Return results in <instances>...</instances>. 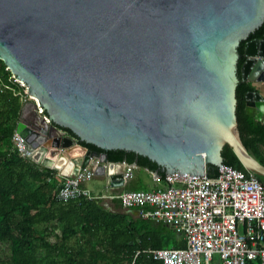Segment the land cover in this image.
Returning <instances> with one entry per match:
<instances>
[{"label":"water","instance_id":"water-1","mask_svg":"<svg viewBox=\"0 0 264 264\" xmlns=\"http://www.w3.org/2000/svg\"><path fill=\"white\" fill-rule=\"evenodd\" d=\"M263 22L264 0H0V60L37 102L15 133L51 162L35 163L73 173L88 166L112 186L122 173L109 150L165 174L202 176L223 164L227 145L264 177L235 114L241 41L240 80L264 82V37L248 39ZM245 113L264 124L258 91L245 94ZM59 128L101 152L81 148L69 159L46 140L64 135Z\"/></svg>","mask_w":264,"mask_h":264},{"label":"trees","instance_id":"trees-1","mask_svg":"<svg viewBox=\"0 0 264 264\" xmlns=\"http://www.w3.org/2000/svg\"><path fill=\"white\" fill-rule=\"evenodd\" d=\"M263 37L264 22L248 39ZM244 42L238 47L237 130L247 152L264 166V124L245 113V94L252 88L240 80ZM10 77L0 60V264H152L146 250L185 246L182 236L167 225L141 216L129 218L104 207L100 200L58 201V171L22 157L13 143L23 107L19 95L24 94ZM59 129L84 150L101 152L80 142L70 130ZM105 154L110 162L135 163L164 178L155 163L133 152L109 150ZM221 156L224 165L246 171L229 146L222 148ZM206 174L215 176L216 167L208 165ZM256 178L264 186V177ZM211 264L219 263L213 259Z\"/></svg>","mask_w":264,"mask_h":264},{"label":"built area","instance_id":"built-area-1","mask_svg":"<svg viewBox=\"0 0 264 264\" xmlns=\"http://www.w3.org/2000/svg\"><path fill=\"white\" fill-rule=\"evenodd\" d=\"M10 80L23 88L24 95H15L22 103L27 102L31 97L26 86L12 74ZM12 140L22 157H30L31 152L24 149L23 140L15 132ZM123 165L122 179H130L135 165ZM216 169L212 177L165 174L166 186L152 191L93 194L85 187L94 176L87 166L76 173H58L60 184L55 198L60 202L100 200L108 209L107 202L116 200L123 208H137L144 219L170 226L182 236L185 246L146 250L152 264H211L213 259L219 264H247L256 259L264 264V186L250 171L224 164ZM151 177L155 182L160 180L155 172Z\"/></svg>","mask_w":264,"mask_h":264},{"label":"crops","instance_id":"crops-1","mask_svg":"<svg viewBox=\"0 0 264 264\" xmlns=\"http://www.w3.org/2000/svg\"><path fill=\"white\" fill-rule=\"evenodd\" d=\"M249 84L253 91H258L264 98V82L263 83L254 82V83H249ZM125 164L135 165L132 171V177L130 179H127V180L122 179L121 185L112 186L111 183L109 185L107 184L106 176L99 175L97 177L103 180V182L105 183L104 185L105 189L104 190H90V191L93 194H99V193L117 194L122 191H152V190L164 188L166 186L163 179H160L158 182H155L152 180L151 172H154V171L148 170L147 168L142 167V166H138L135 163H125ZM116 171L118 173H122V176H123V173L125 171V165H123V162L116 164ZM93 177H96V176H93ZM86 183H85V187L87 188ZM107 203L109 204V209L111 211L125 214L129 218L140 216L139 210L137 208H130V209L123 208L121 207L120 203L116 200H111V201H108Z\"/></svg>","mask_w":264,"mask_h":264},{"label":"rangeland","instance_id":"rangeland-1","mask_svg":"<svg viewBox=\"0 0 264 264\" xmlns=\"http://www.w3.org/2000/svg\"><path fill=\"white\" fill-rule=\"evenodd\" d=\"M33 101V102H32ZM31 103H37L35 100H31V98H27V102H23V107H22V112H23V115H28V114H32L33 112V107H32V104ZM67 136L64 134V135H59V136H56V137H50L49 134L47 136V143H49V145H51V147H60L63 145V152L65 153V155L69 158V159H73V158H76L77 155L73 156L72 153H68V148H70L71 146H75V147H79L75 144H71L68 139L66 138ZM65 147V148H64ZM81 148V147H79ZM83 150V149H82ZM81 156V155H79ZM77 156V157H79ZM29 159H32V157H28ZM58 173L60 175H62L63 171H58ZM58 174V175H59ZM87 188L89 190H104V185L105 183L103 182L102 179H99L97 176L96 177H93L91 180H89L87 183ZM103 192V191H102Z\"/></svg>","mask_w":264,"mask_h":264},{"label":"bare ground","instance_id":"bare-ground-1","mask_svg":"<svg viewBox=\"0 0 264 264\" xmlns=\"http://www.w3.org/2000/svg\"><path fill=\"white\" fill-rule=\"evenodd\" d=\"M68 153H72L73 156L77 155H83V150L79 147H73L71 146L70 148H68ZM75 154V155H74ZM30 156L32 157L33 160H37L40 158V160H43L44 162L46 163H51L50 161L48 160H45L46 158H44V153L41 149H37V150H34ZM76 156V157H77ZM64 172L65 173H70L71 172V167L70 166H67L65 169H64Z\"/></svg>","mask_w":264,"mask_h":264},{"label":"flooded vegetation","instance_id":"flooded-vegetation-1","mask_svg":"<svg viewBox=\"0 0 264 264\" xmlns=\"http://www.w3.org/2000/svg\"><path fill=\"white\" fill-rule=\"evenodd\" d=\"M22 110H23V109H22ZM21 114H22V112H21ZM31 117H33V115H31V114L25 115V117L23 116L24 119H30ZM65 135H66V134H65Z\"/></svg>","mask_w":264,"mask_h":264}]
</instances>
